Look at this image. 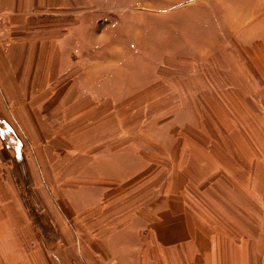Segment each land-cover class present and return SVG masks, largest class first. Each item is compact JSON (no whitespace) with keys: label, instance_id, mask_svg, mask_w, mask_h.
I'll return each instance as SVG.
<instances>
[{"label":"crops","instance_id":"obj_1","mask_svg":"<svg viewBox=\"0 0 264 264\" xmlns=\"http://www.w3.org/2000/svg\"><path fill=\"white\" fill-rule=\"evenodd\" d=\"M89 5L90 0H0V264H44L39 255L33 256L36 251L27 252L35 224L18 187L27 185L24 173L29 170L40 187V202L53 209L54 200L63 202L58 189L63 168L70 171L69 178L80 174L88 190L100 188L101 178L146 187L148 194L154 190V205L130 216L136 224L142 219L143 225L127 230L120 220L112 223V230L99 232L109 242L111 234L117 233L116 240L128 234L129 242L139 234L135 248L147 256L137 264H264V240L257 253L249 238L235 248L219 226L207 222L195 200L196 180L177 161V151L186 154L182 149H174L176 162L171 165L154 157L150 142L138 139L131 122H136L139 99L148 107L155 100L161 104L169 93L155 91L153 69L141 73L145 59H153L148 50L138 52L135 43L123 51L106 49L90 37L89 25L103 19ZM68 17H74L70 26ZM113 21L103 25L121 26L120 20ZM80 27L82 33L76 35ZM115 28L112 36L121 37ZM137 64H142L140 71ZM67 130L72 131L71 141L59 146L58 138L67 136ZM159 149L171 152L169 144ZM185 150L193 155L202 151L196 146ZM241 200L249 203L244 196ZM76 207L69 209L79 214ZM67 216L77 215L67 211ZM74 225L81 233L76 221ZM82 233L85 240L93 239L89 229Z\"/></svg>","mask_w":264,"mask_h":264},{"label":"rangeland","instance_id":"obj_2","mask_svg":"<svg viewBox=\"0 0 264 264\" xmlns=\"http://www.w3.org/2000/svg\"><path fill=\"white\" fill-rule=\"evenodd\" d=\"M89 9L103 19L89 25L90 37L106 49L123 51L135 43L138 52L148 50L153 59H145L148 67L145 63L141 73L153 69L155 91L169 93L161 104L155 100L148 107L139 99L136 122H131L138 139L150 142L154 157L171 165L176 162L174 149H182L186 154L177 151V161L188 166L187 172L196 180L195 200L209 217L207 222L219 226L235 248L249 238L258 249L264 240L260 237L264 233V0H90ZM68 19L70 26L74 17ZM110 20H120L121 26L103 25ZM114 28L121 37L112 36ZM81 29L76 35H81ZM141 65L137 64L138 71ZM180 93L185 98L177 99ZM71 132L58 138L59 146L69 145ZM162 144L171 146L169 155L159 149ZM184 146L202 151L193 155L191 150L183 152ZM94 170L98 173L97 167ZM62 171L58 189L63 202L54 200L53 209L41 196L45 209L38 198L40 187L29 170L23 171L27 185L18 190L35 224L27 252L36 251L33 256L39 255L44 264L145 262L147 251L135 248L139 234L131 242L128 234L118 240L117 233L111 234L109 242L99 232L112 230V223L120 220L127 230L143 225L142 219L136 224L130 216L154 205L150 197L154 190L148 194L146 187L105 178L97 180L100 188L88 190L80 174L73 179L69 170ZM132 191L137 194L131 195ZM243 196L248 204L241 200ZM69 204L77 205L80 213L71 211ZM67 211L76 218L67 216ZM87 229L93 239H84L82 232Z\"/></svg>","mask_w":264,"mask_h":264},{"label":"trees","instance_id":"obj_3","mask_svg":"<svg viewBox=\"0 0 264 264\" xmlns=\"http://www.w3.org/2000/svg\"><path fill=\"white\" fill-rule=\"evenodd\" d=\"M41 217V216H40Z\"/></svg>","mask_w":264,"mask_h":264}]
</instances>
